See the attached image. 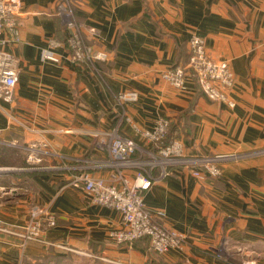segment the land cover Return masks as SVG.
<instances>
[{"label":"crops","instance_id":"obj_1","mask_svg":"<svg viewBox=\"0 0 264 264\" xmlns=\"http://www.w3.org/2000/svg\"><path fill=\"white\" fill-rule=\"evenodd\" d=\"M63 1L22 0L20 40L2 46L17 59L18 80L11 100L0 98V264H264V154L223 162L219 177L171 168L154 182L146 207L186 236L162 255L144 238L111 240L120 214L93 204L77 179L106 177L82 160L106 155L97 135L122 109L142 128L168 118L185 154L264 149V0H68L85 42L106 53L94 63L72 60ZM194 33L211 58L228 62L232 108L193 82L184 95L161 78L186 61ZM47 51L58 60L43 58ZM130 90L137 101L119 105L116 95ZM120 133L135 138L129 124ZM43 210L56 225L24 241L29 216ZM222 244L234 252L228 261L215 257Z\"/></svg>","mask_w":264,"mask_h":264},{"label":"built area","instance_id":"obj_2","mask_svg":"<svg viewBox=\"0 0 264 264\" xmlns=\"http://www.w3.org/2000/svg\"><path fill=\"white\" fill-rule=\"evenodd\" d=\"M59 4L58 13L68 30L67 44L72 60L76 63L104 61L106 54L94 50L83 39L81 24L75 20L69 1ZM21 11L22 0H0V98L7 101L11 100L13 87L17 83L18 69L15 56L3 50L2 46L20 40L16 18ZM50 46L56 47L58 43L52 40ZM188 50L187 64H178L163 71L161 78L184 95L193 91L189 86V82H193L194 91L198 89L208 101L225 103L232 108L235 103L228 94L234 80L228 62L211 58L206 52L203 38L196 33L188 41ZM43 58L54 62L58 60L49 51L43 54ZM115 99L119 105L134 103L138 94L130 90L117 94ZM124 123L131 126L135 138L120 133ZM169 130L168 118L159 117L149 128H142L122 109L114 128L97 135V145L105 150L106 155L82 160L85 168L106 172V177L86 174L77 179L93 204L120 214L122 227L109 233L116 244L144 238L150 249L159 255L170 249H180L185 243V234L166 225L163 210H150L144 203V195L151 185L164 179L171 168L187 169L199 178L203 175L219 177L223 162L264 154V149L244 154H185L182 141L171 137ZM129 172H132V176H129ZM55 225L53 214L47 210L36 211L29 216L20 237L24 241L37 240L41 233ZM214 254L224 261L234 256V252L224 244L218 246ZM241 264L256 263L252 258H244Z\"/></svg>","mask_w":264,"mask_h":264},{"label":"trees","instance_id":"obj_3","mask_svg":"<svg viewBox=\"0 0 264 264\" xmlns=\"http://www.w3.org/2000/svg\"><path fill=\"white\" fill-rule=\"evenodd\" d=\"M188 58H189V53H188V57H187L186 61H185L184 63L181 64L182 66H185V65L187 64V62H188ZM198 91H199V90L197 89V92H198ZM170 127H171V124H170Z\"/></svg>","mask_w":264,"mask_h":264},{"label":"rangeland","instance_id":"obj_4","mask_svg":"<svg viewBox=\"0 0 264 264\" xmlns=\"http://www.w3.org/2000/svg\"><path fill=\"white\" fill-rule=\"evenodd\" d=\"M104 53H105V52H104ZM105 54H106V53H105ZM77 63H83V62H77ZM118 117H119V116H118ZM118 117H117V118H118ZM116 120H117V119H116ZM115 122H116V121H115ZM114 125H115V123H114ZM113 128H114V126H113ZM113 128H112V129H113Z\"/></svg>","mask_w":264,"mask_h":264}]
</instances>
